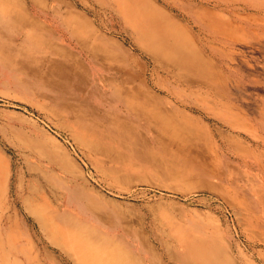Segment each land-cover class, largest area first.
Returning <instances> with one entry per match:
<instances>
[{
    "label": "rangeland",
    "instance_id": "obj_1",
    "mask_svg": "<svg viewBox=\"0 0 264 264\" xmlns=\"http://www.w3.org/2000/svg\"><path fill=\"white\" fill-rule=\"evenodd\" d=\"M144 91L175 138L107 125L104 97ZM76 109L120 139L101 168L63 127ZM184 245L264 264V0H0V264H185Z\"/></svg>",
    "mask_w": 264,
    "mask_h": 264
},
{
    "label": "bare ground",
    "instance_id": "obj_2",
    "mask_svg": "<svg viewBox=\"0 0 264 264\" xmlns=\"http://www.w3.org/2000/svg\"><path fill=\"white\" fill-rule=\"evenodd\" d=\"M152 59L159 69L166 71L174 79L178 78V73L176 68H174V65L161 60L157 56H152ZM61 81L59 82V84L61 83ZM62 86L60 85V90L68 91V88ZM158 86L160 91L165 92L166 97L170 100V103L172 105H177V102L182 103L180 100V93L173 91L170 84L162 81L158 83ZM115 97H118V99H114ZM51 99L52 101L56 102L54 98ZM104 99L108 102V106H104V116L106 117V122L109 127H112V115L118 112H122L120 114L127 115L130 118L129 123L132 122V124L130 123L131 125L129 126L133 129H136L135 124L137 123V125H143L148 129L157 128L163 136L167 135L171 139L176 137L177 130L170 129L165 121L156 119V114L158 111L156 112L155 109L156 107H158L157 105L160 102L159 96L153 95L151 94V92L148 93L144 91V94L142 95H137L135 93H121L118 95L114 93L113 95L104 97ZM54 102L53 105H51L52 112H55L58 107V104H54ZM59 114V116L64 117L66 122L65 124H63V127L68 131L77 148L96 168L103 167V163L112 156V153L117 146L116 144L118 141H120V139L114 137V135H111L109 134L110 132H108L105 136L103 146L102 140L97 137L98 133H94V130L91 129L89 122L84 119L85 115L80 109ZM10 179L11 175L7 173L5 177V183L7 184L8 188H10ZM49 214L51 219L49 223H46L44 221V217H40L42 220L39 218V221H41V223L44 225L43 227L47 229L49 228V230L53 232L57 230L68 231L69 238L73 237L77 240L81 239L83 241L78 230L69 228L62 229L61 225L64 226V223L59 221L58 218L54 216V212H50ZM43 216H48L47 212L43 213ZM190 251V247L188 245H184V248L181 252L182 256L185 258V264H214V261L210 255H189ZM185 254H188V256H185Z\"/></svg>",
    "mask_w": 264,
    "mask_h": 264
}]
</instances>
